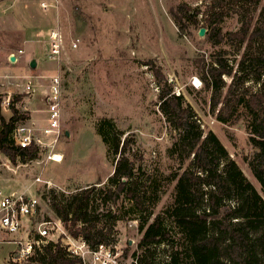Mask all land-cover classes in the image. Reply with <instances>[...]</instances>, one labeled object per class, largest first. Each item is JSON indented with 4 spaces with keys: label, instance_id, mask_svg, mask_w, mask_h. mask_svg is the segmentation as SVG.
Segmentation results:
<instances>
[{
    "label": "trees",
    "instance_id": "16d2710c",
    "mask_svg": "<svg viewBox=\"0 0 264 264\" xmlns=\"http://www.w3.org/2000/svg\"><path fill=\"white\" fill-rule=\"evenodd\" d=\"M205 9L201 13L182 2L168 12L179 37L200 22L198 30L206 29L205 38L212 46L230 47L237 56L234 65L220 48L208 61L202 58L193 63L216 120L229 125L242 118L254 149L244 160L262 194L214 132H203L191 105L182 94L175 95L158 72L154 74L159 86L157 107L171 140L165 150L172 162L168 173L144 171L139 165L142 154L132 147L133 137L100 118L94 123L95 132L114 161L106 184L69 194L54 189L43 193L65 231L91 246L115 243L117 220L129 216L136 221L140 235L132 253L136 264H264V0H210ZM232 12L238 14L240 27L222 32L220 23ZM222 76L230 79L228 84ZM247 83L256 84L255 91L245 87ZM20 99L12 96L10 117L0 116V152L12 162L33 160L38 151L33 145L13 144L15 125L29 118L18 106ZM169 188L168 200L155 212ZM33 257L36 264H73L76 260L59 240L48 242Z\"/></svg>",
    "mask_w": 264,
    "mask_h": 264
},
{
    "label": "rangeland",
    "instance_id": "374dc122",
    "mask_svg": "<svg viewBox=\"0 0 264 264\" xmlns=\"http://www.w3.org/2000/svg\"><path fill=\"white\" fill-rule=\"evenodd\" d=\"M36 2L0 0V95H19V108L26 109L29 118L43 124L44 114H36L37 109L45 107L41 94L50 76H60L61 134L54 152L62 159L48 160L44 151L36 159L22 162L16 158L12 162L0 152L2 194L46 193L45 185L35 182L37 177L51 185L47 190L64 194L92 185L103 187L114 161L111 155L107 156L106 146L95 132L94 123L100 118L112 121L124 136L133 137L132 147L142 154L139 165L144 171L168 173L172 162L165 150L171 140L157 107L159 86L155 72L172 85L175 95L184 96L196 112L203 132H214L231 159L262 194L244 160L254 149L248 142L242 118L229 125L218 122L209 111V94L202 90V83L198 87L192 84L194 78L199 79L195 59L203 58L206 62L220 48L229 53L226 58L234 65L237 56H233L230 47L212 46L205 35L198 36L200 22L179 37L168 12L170 7L183 2L203 13L210 0H58V7L50 10H42ZM196 19L200 21L201 14ZM16 24L23 31H18ZM220 26L222 32L237 30L238 14L232 12ZM52 27H57L63 36V49L56 61L47 57V37ZM75 39L78 41L73 48ZM32 59L36 63L34 68L29 66ZM222 79L229 83L228 77ZM29 81L35 83L34 96L25 92ZM245 87L255 91L257 86L247 83ZM10 115V111L3 112L4 119ZM170 191L171 188L163 194L155 212L168 200ZM128 218L117 220L114 225V240L124 257L132 256L140 238L137 222ZM47 220L55 224L59 221L42 195L30 229L36 230L38 223ZM55 228L53 240L67 234L61 222ZM7 247L0 242V264H7Z\"/></svg>",
    "mask_w": 264,
    "mask_h": 264
},
{
    "label": "built area",
    "instance_id": "2783aa9c",
    "mask_svg": "<svg viewBox=\"0 0 264 264\" xmlns=\"http://www.w3.org/2000/svg\"><path fill=\"white\" fill-rule=\"evenodd\" d=\"M58 0H38V6L42 10L56 9ZM48 52L47 57L51 61L59 60L63 49V36L57 27H52L48 31ZM78 39L72 41L73 48L76 47ZM21 52V50H19ZM192 84L196 87L201 85L199 79L194 78ZM25 92L31 96L36 94L35 83L29 81L25 85ZM0 95V116L3 112L10 111L9 103L11 95ZM43 109H38V113L43 115V124L36 119L28 118L18 122L12 131V140L15 146L26 148L31 145L37 147V155L46 151L48 160L60 161L62 155L54 152L61 128V78L58 74L48 78L45 89L42 92ZM22 111H27L23 109ZM36 159V158H35ZM35 182L51 186L47 181L39 177ZM45 189V191H48ZM43 193L10 192L2 194L0 192V232L13 239L16 244L15 249L9 257V264H36L33 256L36 251L42 252V248L50 241L60 240L70 258H75L73 264H136V259L132 256H123V251L117 247L116 243H98L93 246L81 237H72L68 233L64 237L53 240L51 236L55 231L56 224L51 220L38 223V227L30 229L33 218L39 211L40 201ZM136 222V221H134ZM59 238V239H58Z\"/></svg>",
    "mask_w": 264,
    "mask_h": 264
},
{
    "label": "crops",
    "instance_id": "0c3cea01",
    "mask_svg": "<svg viewBox=\"0 0 264 264\" xmlns=\"http://www.w3.org/2000/svg\"><path fill=\"white\" fill-rule=\"evenodd\" d=\"M37 2H36V5L38 4V0H36ZM24 4V3H23ZM33 5V4H32ZM32 9H34V10H36L35 9V7H33ZM23 10H22V8L20 9V13H23L22 12ZM30 11V10H29ZM38 12V11H37ZM18 24H16V26H17ZM18 27V31L19 30H22V28H19V26H17ZM23 31V30H22ZM25 38V37H24ZM25 40V39H24ZM27 42V41H26ZM38 110V109H37ZM36 110V111H37ZM36 114H38L39 115V113L38 112H36ZM13 239H15V238H12V237H8V236H6V235H4L2 232H0V242H3L5 245H8V247H7V251H6V257H7V259H6V262H7V264H9V262H8V260H9V257H10V255H11V253H12V251L15 249V247H16V244L14 243V241H13ZM10 245H12V247H10Z\"/></svg>",
    "mask_w": 264,
    "mask_h": 264
},
{
    "label": "water",
    "instance_id": "95a60500",
    "mask_svg": "<svg viewBox=\"0 0 264 264\" xmlns=\"http://www.w3.org/2000/svg\"><path fill=\"white\" fill-rule=\"evenodd\" d=\"M205 32H206V29H205V28H200V29L198 30V36H200V37L204 36V35H205ZM10 59H11V61H13V60H14V57L11 56ZM35 64H36V63H35L34 59H32V60L30 61V63H29V66H30L31 68H34V67H35Z\"/></svg>",
    "mask_w": 264,
    "mask_h": 264
}]
</instances>
